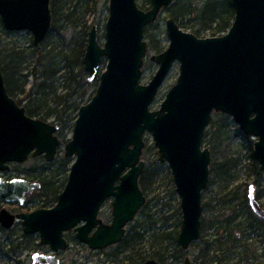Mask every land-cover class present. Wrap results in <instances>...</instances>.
Wrapping results in <instances>:
<instances>
[{
    "label": "water",
    "instance_id": "1",
    "mask_svg": "<svg viewBox=\"0 0 264 264\" xmlns=\"http://www.w3.org/2000/svg\"><path fill=\"white\" fill-rule=\"evenodd\" d=\"M175 0H151L148 10L137 0H109L105 43L93 25L84 55L88 82L99 80L92 99L82 105L65 144V158H74L67 183L52 208L12 213L0 209V226L12 229L21 221L24 234H39L41 247L32 264H62L57 253L68 248L65 234L93 251L121 243L127 228L145 206L140 186L143 159L151 134L157 159L167 163L181 199L182 222L177 242L188 252L202 235L203 192L210 179L211 150L203 146L213 115L232 117L245 135L256 139L253 155L264 171V0H230L234 20L228 31L200 38L184 31L173 17L166 20L170 44L151 56L159 68L148 84L140 82L148 43L146 28ZM6 30L30 31L35 46L52 26L51 0H0ZM106 69L99 74L102 62ZM179 76L157 110L152 105L173 65ZM60 125L31 117L12 98L0 68V171L24 163L30 156L53 162L63 141ZM41 183L0 177V200L23 206ZM249 187V205L264 219V209ZM112 200V219L99 218ZM143 264H160L148 259ZM183 264H192L186 256Z\"/></svg>",
    "mask_w": 264,
    "mask_h": 264
},
{
    "label": "trees",
    "instance_id": "2",
    "mask_svg": "<svg viewBox=\"0 0 264 264\" xmlns=\"http://www.w3.org/2000/svg\"><path fill=\"white\" fill-rule=\"evenodd\" d=\"M51 6L54 23L52 22L49 35L42 45L29 50L15 45L7 47L0 44V68L4 74L9 95L19 105L25 107L29 116L44 121L53 119V123L59 124L58 136L63 141L65 132L74 126L79 108L94 96L91 95L88 98V95L92 93L90 91L93 85L87 83L88 74L83 62L90 32L87 34L88 39L85 37V40L80 42L81 45L77 43L67 47L63 44L61 46L51 44L50 38L57 29V15L63 5H61V0H52ZM172 7L173 15L177 21L179 18H190L187 20L189 22L185 23L190 29L196 31L198 37H201V34L205 32L212 37L225 34L235 17L230 0H204L201 4H193L191 0H178V2L175 0ZM71 15L72 13L67 15L66 20H70ZM196 15L199 16V22L191 24V19ZM155 49H158V46L153 48V50ZM30 58L32 59L30 60ZM28 81H32L30 88ZM215 115L221 124L224 123L228 126L229 115L219 113L214 114L213 118ZM217 124L216 120L211 121L210 128L206 129L203 140V145H212L210 147L212 161L209 179L211 185L229 182L230 178L234 177L232 170L234 171L235 167L233 165L236 158H239L238 154H234L224 158L219 157L222 160L216 161L218 151L215 144L219 140H227V134H229L224 125ZM211 129L215 131L211 132ZM209 136L211 137L210 142H208ZM144 157L145 155H143ZM252 157H254L253 154ZM58 161L60 166L52 171L53 175H50L42 167L35 178L31 180L40 182L42 186L34 195L40 197L41 202L32 208V211L39 208H52L57 203L58 195L65 187L64 183L66 185V182H60V176L63 173L69 175L73 160L61 155ZM151 164L152 166H150ZM254 165L258 166L255 161ZM161 168L162 165L158 160L151 161L145 166L140 178V186L147 197V202L136 219L129 224L123 241L110 247V249L117 248L114 260L116 262L128 261L131 264H143L148 259H155L160 264H177L182 262V258L185 260L189 255L181 247L177 249V252L172 253L167 244L173 242L177 245L178 243L177 237L182 222L181 210L177 209L174 214L169 216L154 212L151 206L152 198L150 196L155 190ZM230 194L227 193L222 198H215L217 205L222 208L215 212L214 222L210 225L214 232L208 235L210 237L204 235L206 222L202 217L200 247L194 260L191 258L192 264H210L209 256L212 252L217 257L216 264H222L224 257L221 258V256L236 246L238 247L237 240L245 239L246 244L242 245L243 248L254 245L252 240L254 237H257L262 243L264 242V219L253 213L249 205L248 194L239 196L236 193L231 199ZM227 197L229 200H225ZM29 203L30 199L27 197L23 207H29L27 206ZM209 205L203 199L204 210ZM176 215H179V221L174 224V228H170L172 226L168 228L169 219ZM222 216L224 217L222 218ZM0 232L4 236L7 230L0 226ZM7 236L5 240L0 239V255L9 258H13L21 248L25 247L23 246L25 239L32 238L31 235L23 234V241L17 244L16 240L11 239L12 235ZM247 239L251 240V243H248ZM10 244L11 247L7 248ZM146 244H148L147 247ZM105 251L106 249L100 252ZM198 255L202 259L200 263H198ZM119 257H122L121 260H118ZM18 263L21 264V261Z\"/></svg>",
    "mask_w": 264,
    "mask_h": 264
},
{
    "label": "rangeland",
    "instance_id": "3",
    "mask_svg": "<svg viewBox=\"0 0 264 264\" xmlns=\"http://www.w3.org/2000/svg\"><path fill=\"white\" fill-rule=\"evenodd\" d=\"M137 1L140 8L144 10H148L151 6V0ZM191 1L193 2V4H201L204 0ZM176 2H178V0H176ZM61 5H63V8L59 11L57 15V29L53 32L50 38L51 44L56 46H61L63 44L67 47L74 46L77 43H79L78 45H81L80 42L84 41L85 37L86 39H88L87 34H89L91 27L93 25H97L99 43L101 44V46L104 45L105 26L109 16V0H61ZM172 6L164 10L157 19V21L146 28L145 40L148 43V51L143 66L142 77L140 80L142 84H148L159 68V65L157 63L151 61V56L163 52L165 49L168 48L170 44V39L167 34L166 20L169 17H173L176 20L173 15ZM71 13L72 15L70 17V20H66V16ZM189 19L190 18H179V20H176V22L184 31L191 32L197 35L196 31L194 29H190L185 23L189 22L187 21ZM198 22L199 16L197 15L191 19V24H196ZM47 35H49V33ZM201 35L202 36L200 38L212 37L206 32L202 33ZM42 43L39 46H35L33 34L30 31L20 32L6 30L0 17V44L5 45L7 47L15 45L31 50L39 48ZM155 46H158V49L153 50ZM31 59L32 58H30V60ZM106 64L107 60L105 59L102 62L99 74H101V72L106 69ZM178 76L179 63L176 62L170 70L167 79L161 86L159 93L154 101V104L152 105V109L157 110L160 108V105L164 101L167 92L176 83ZM28 83H30V88L32 86V81H28ZM87 83L91 84L88 82V78ZM98 84V79H95V81L92 82L93 86L91 87L90 91V93H92L88 95V98H90L89 96L94 95ZM216 116L217 115H215L212 120H216V122L218 123L217 125H224L226 127V130L228 129L229 133L227 134V140H219L215 144L217 146L216 150L218 151V154L216 155V161L220 162L222 160L220 159L221 157L224 158L227 155L233 156L234 154H238L239 158H236V161L233 165V167H235L234 171L232 170V174L234 177H231L229 182H220L215 183L213 185L209 183V185L203 192L204 201L210 204L204 210L203 213V218L206 222V230L204 231V235L207 237H210L208 235H211L214 232L210 225L212 224V222H214L215 212L222 208L220 205H217V202H215V198H222L227 193H231L229 196L230 199L234 197L236 193H238L239 196L243 194H248L249 187L251 185H254L256 188V199L258 200L261 207L264 209V171L261 169L255 158L252 157L253 146L256 139L245 135L231 116L228 119V126L224 123L221 124L219 118ZM48 121L53 122V119H49ZM212 131L215 130L211 129V132ZM72 133L73 128L65 132L63 145L59 148L55 161L47 162L43 156H30L28 160L24 163L11 164L10 171H0V177L5 178L7 180L14 178H24L32 180L35 178V175L39 172V170L42 169V167L50 175H53L52 171L56 170L60 166V164L58 163L59 157L61 155H64L65 144L72 138ZM208 139V142H210L211 137L209 136ZM145 141L147 143V146L144 151L145 157L143 159L146 161V165H148L151 163V161L158 160L157 148L154 146V140L151 134H146ZM203 146L208 147L210 149L212 145L204 144ZM72 160L74 161V158H72ZM254 161L258 165L256 166L257 168L254 165ZM160 164L162 165V168L159 174L158 182L155 185V190L150 196L152 198L151 206L154 212L171 216L176 212L177 209L181 210V199L176 191L173 176L168 164ZM150 166H152V164ZM67 180L68 174L65 175V173H63L60 176V182L67 183ZM36 192L37 191L28 196V198L30 199V203L27 206L29 207H23L20 206L18 203H7L3 200H0V209L6 207L11 212L16 214L19 212H30L32 211V208H34L41 202L40 197L34 196L36 195ZM229 197H227L225 200H229ZM112 200L113 198L107 200L103 204L99 213V218H101L105 223H110L112 219ZM224 216H222V218ZM178 219L179 215L171 217L169 219L167 227L169 228L170 226H172L170 228H174L173 226L176 222L179 221ZM12 230L13 232L11 233ZM23 234V227L21 221H19L12 229L7 230V233L4 236L0 232V239L5 240L8 237L7 235H12L11 239L16 240L15 243L19 244L21 241H23ZM31 236L32 238L30 240H24L23 246L25 247L21 248L18 251V254H15L13 258L0 255V264H19V261H21V264H32V255L35 252H51L49 247H41L39 245V234H31ZM65 237L68 241V248L65 251L57 253V256L61 260L62 264H131V262L128 261L120 263L114 261L117 255V248H109L106 249L105 252L93 251L75 238L74 231L66 233ZM244 240L245 239L237 240L236 243L238 244V247L236 246L231 251L226 252V254L223 256L224 259L222 264H264V242L262 243L261 240H259V243L255 244L254 246L252 245L250 247L243 248L242 245L246 244ZM247 242L251 243V240L247 239ZM167 244L169 246L168 248L170 252L172 253L177 252V249L180 247L178 243L177 245H175L173 242ZM193 244H195V246H193ZM193 244L190 247V250L186 252L192 258V260H194V258L196 257V254L200 247V242L197 241ZM147 246L148 244H146V247ZM10 247L11 244L7 248ZM210 255L214 256V253L212 252L210 253ZM121 258L122 257H119L118 260H121ZM183 263L184 259L182 258V262H179L177 264ZM212 264L214 263L212 262Z\"/></svg>",
    "mask_w": 264,
    "mask_h": 264
},
{
    "label": "flooded vegetation",
    "instance_id": "4",
    "mask_svg": "<svg viewBox=\"0 0 264 264\" xmlns=\"http://www.w3.org/2000/svg\"><path fill=\"white\" fill-rule=\"evenodd\" d=\"M51 2H52V0H51ZM51 9H52V6H51ZM52 22H53V16H52ZM252 209V208H251ZM13 213V212H12ZM20 213V212H19ZM254 213V212H253ZM14 214H16V213H14ZM255 214V213H254ZM256 215V214H255ZM259 217V216H258ZM253 243H254V245L255 244H258L259 243V239L257 238V237H254L253 239ZM256 240V241H255ZM253 245V246H254ZM101 251V250H100ZM223 256H221V258H222ZM216 259H217V257H215V256H209V263L210 264H212V262L214 263V264H216ZM201 256L200 255H198V263H200L201 262Z\"/></svg>",
    "mask_w": 264,
    "mask_h": 264
}]
</instances>
